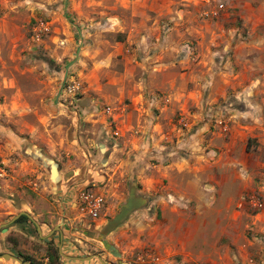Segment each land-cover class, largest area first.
Instances as JSON below:
<instances>
[{"label":"rangeland","instance_id":"obj_1","mask_svg":"<svg viewBox=\"0 0 264 264\" xmlns=\"http://www.w3.org/2000/svg\"><path fill=\"white\" fill-rule=\"evenodd\" d=\"M221 91L226 94L208 102L209 94ZM175 94L183 105L171 111ZM258 95L264 101V0H0V168L6 169L0 174V253H22L45 264H74L65 255L91 254L109 264H261L264 218L256 217L264 208L240 206L252 194L264 202V189L256 188L264 186V143L255 136L264 130L251 126L262 117L254 108ZM160 107H168L171 116L164 120L172 123H166L165 145L156 152L213 161L210 151H221L235 125L242 162L219 172L228 184L215 199L220 210L210 209L204 226L184 211L172 219L141 214L138 225L131 221L136 210L106 237L120 252L116 256L99 233L120 211L132 182L147 199L141 209L158 198L129 177L139 151L123 148L145 135L135 128L158 120ZM105 142L116 146L111 168L107 156L99 158ZM144 148L140 157L153 155ZM123 156L131 160L126 172L118 169ZM85 160L98 176L79 188L94 187L107 200L96 219L71 206L73 197L64 207L52 197L66 188L61 183L67 172ZM180 181L175 176L170 189L184 198L173 194L171 203H200L196 189L191 192L195 184L184 180L180 188ZM42 200L55 204L49 226L35 218L42 234L31 221L9 223L21 210L35 217L28 203ZM63 218H74L70 227L83 242H63L58 229L51 233L68 224ZM60 247L65 255L49 261ZM4 263L22 264L1 257Z\"/></svg>","mask_w":264,"mask_h":264},{"label":"crops","instance_id":"obj_2","mask_svg":"<svg viewBox=\"0 0 264 264\" xmlns=\"http://www.w3.org/2000/svg\"><path fill=\"white\" fill-rule=\"evenodd\" d=\"M221 78H224V77H221ZM225 94L226 92H223V91L219 92L218 96H215L213 93L209 94L208 102L211 101V98L215 99L217 97H222ZM260 99H261V95H258L256 96V99L253 100L255 103V107H254L255 110L259 111L262 114V117L260 118V121L258 124L256 125L251 124L254 131L260 130V129L264 130V116H263L264 106L262 105L264 101L261 102ZM172 103H173V108L171 109V111L172 110L176 111L179 108V104L183 105L182 95L175 94L174 99L172 100ZM160 108L161 109H160V114L158 115V120H155L153 118L151 120L149 119V122H147V124L145 125L140 124L138 128H135L138 131L145 132V135L140 134L138 136L133 137L134 139L133 138L130 139L129 144L126 143L125 148H123V149H126L127 147L130 146L131 147L130 152L139 151L136 161H134V163L130 165L129 177L131 179H135L136 181L142 183V186L140 187L142 192L144 193L154 192V194H157L156 197H158L156 200L153 201V203H151L149 207L145 209H140V211H137V213L135 212L133 215H131L132 216L131 221H134L136 224L139 225L141 216H143L144 218H149L150 220H155L157 215H160V214L164 215L166 219H169V218L172 219V217H177L178 214H182L181 212L184 211L185 212L183 214L184 216H186L188 213L189 218L191 217V219H193V221L191 222H193L196 225H200L202 223V225L204 226L206 224V220L209 215L208 211L214 208H215L214 210L216 209L220 210L218 208L219 207L218 204L215 202V199L220 193V191L222 190V188H224L225 185L228 184L227 183L228 180L226 179V177L224 178L223 174H219V172L223 173V171H225V169L228 166H231L233 164H239L240 162H242L240 159L236 158L237 157V147L240 145V143H238L235 138L236 132H233L236 129L235 125L230 127L229 139L226 142L224 141V147L221 149V151H219V149L216 150V151H219L218 155L215 150H211L210 151L211 153L209 152L210 154H213L212 155L213 161H210V162L206 161L208 160V158H206L204 155L202 156V161H200L199 160L200 156L195 155L193 153H192L193 155L191 154L192 156L189 155V158H183V157L180 158L179 156L168 157L166 156L167 154L165 152H161V150H159L158 152L155 151V150H158L161 147V145H165L163 144V142L168 133L165 132L164 128H165L166 123L168 122L172 123L171 118H169L168 122L164 120L165 118L171 116L170 115L171 111H168V107L167 108L160 107ZM180 108H184V107L181 106ZM252 111L253 110L250 109L249 113H251ZM241 127H244V125H241ZM127 128H130V127H127V126L123 127V129H127ZM255 136H259L260 141L264 143L263 133L261 132L256 133ZM101 145L102 144H100V148H99L100 149L99 152L101 156H99L98 153H95V155L96 156L98 155L99 158L107 156L108 160L107 159H104V160L105 161L107 160L106 162H108L107 167L111 168L110 162H111L112 156L115 155L116 153V152L112 153V151L115 150L116 146L114 147L111 144H108L106 142L102 145V147ZM143 146H145L143 150H148L149 153L152 152L154 156L149 154L151 155L150 157L148 156H146L147 158L144 156L140 157L141 155L140 148L142 149ZM163 147H168V146H162V148ZM159 152H161V154H159ZM244 152L247 153V150L244 149ZM127 156H129V154ZM127 156L122 157L119 167H118V169L124 168V172H126L125 169L128 168L129 164L131 163L130 158ZM190 156L192 158H190ZM148 158H149V161H148ZM154 159L155 160L157 159V162H154V163L151 162ZM105 161H103V163H106ZM93 167H94L93 164H91V162L89 163V160H85V162L81 166L76 168L74 171L67 172L68 176L64 178V180H62L63 182L61 183L62 185L61 188H65L64 186H66V188L62 189L61 190L62 192L60 191L61 192L60 196L55 195V193L54 195H52V197L55 200H57V202L61 201L60 203H58L60 206L64 205V200H66L68 195L69 197L75 196L77 190L79 189L80 183L86 180L95 179L96 178L95 176H98V175H94L93 173H90V171L94 169ZM118 169H116V171ZM109 172H107L108 173L107 175H110ZM175 176L177 180L179 178L181 179V181L179 182L180 188L184 187L183 186L184 180L188 182L190 181L189 184H192V185L195 184V187L192 188L191 192L193 193V190L196 189L195 196L197 195L198 197L197 200L201 201L200 203H198L195 206L187 205L186 203H181V202L171 203L172 201L168 197H174L173 196L174 193L171 192V189H173L172 180ZM100 177L105 178L106 176L100 175ZM105 179L107 180V177ZM64 181H66V183ZM189 184H186L187 188ZM256 188L264 189V186H258ZM184 193H186L185 194L186 197L193 196V194L191 193L188 194V192L185 190L183 191V194ZM174 195L178 199L184 198L183 196L182 197L178 196V195H182V192L180 191L178 192L177 196L176 194ZM43 202L44 203L42 204L36 203L35 205L28 203V206L31 207V210L35 216L34 218H37L43 225L49 226V224H51L55 218V214L51 210L52 207L53 209L55 208L54 206L55 204L54 203L49 204L48 202H45V201ZM239 211L238 209H235V211L233 212L234 213L233 215L235 218L237 216L236 214ZM219 214H220V211H219ZM258 214L256 218H259L260 216L261 218H264V212H261ZM62 221L64 222L69 221V222L68 224L63 223L62 229L67 232L65 233V235L63 231L59 232V235H58L59 238L63 242L64 241L73 242L72 241L73 239L83 242L82 237L81 236L76 237V234H75L76 231L72 230L70 227L75 222L74 218H69L68 221L65 218H63ZM254 223H257V221L254 220L250 224H254ZM125 224L126 223H124V225ZM68 238L69 240H67ZM77 257H84V256H77ZM96 258L97 257H94L92 259L74 258L72 262H74V264H101L100 262L95 261ZM261 259H262L261 264H264V254H262Z\"/></svg>","mask_w":264,"mask_h":264},{"label":"water","instance_id":"obj_3","mask_svg":"<svg viewBox=\"0 0 264 264\" xmlns=\"http://www.w3.org/2000/svg\"><path fill=\"white\" fill-rule=\"evenodd\" d=\"M68 71V69H67ZM55 174V173H54ZM147 199L143 196L138 195L137 193V186L135 182L133 181L129 188V195L126 199V201L120 206V211L111 219H108L107 223L104 225L102 230L99 233V239L103 243L104 247L108 249L111 253H113L116 256H121L120 252L116 249L112 243H110L106 237L114 231L120 224H122L134 211L139 210L146 206ZM21 215H27L29 218L33 220V222L36 224L38 231L40 234H42V229L39 223L36 221V219L27 211L21 210L19 213H17L15 216L12 217V219L9 221V223H14ZM9 223L5 224V227L2 228L1 232H6L8 230L7 225ZM56 229L59 230V232H62V228L57 225L54 230H52L51 233H53ZM61 254H64L62 252V249L60 247ZM65 255V254H64ZM67 257H72L76 259H92L94 257H97L102 264H109L107 263L102 255L100 254H91L85 257H77V256H69L65 255ZM3 257L5 259H15L19 261L22 264H33L32 262H24L19 256L11 254V253H2L0 254V258Z\"/></svg>","mask_w":264,"mask_h":264},{"label":"built area","instance_id":"obj_4","mask_svg":"<svg viewBox=\"0 0 264 264\" xmlns=\"http://www.w3.org/2000/svg\"><path fill=\"white\" fill-rule=\"evenodd\" d=\"M0 174L6 172L4 167L0 168ZM248 202L254 206L257 210L264 208V202L256 195L243 196L240 201V206ZM106 197L103 193L94 187L84 185L80 187L72 200V205L77 208V211L83 216H90L94 219L99 217L102 211L106 208Z\"/></svg>","mask_w":264,"mask_h":264},{"label":"trees","instance_id":"obj_5","mask_svg":"<svg viewBox=\"0 0 264 264\" xmlns=\"http://www.w3.org/2000/svg\"><path fill=\"white\" fill-rule=\"evenodd\" d=\"M28 220H29V217L27 215H21L14 223H21V222H25ZM54 250H55L54 253L50 254L51 255L50 259H53L54 257H56V262L58 263L59 258H60L59 251L56 248ZM19 255L21 256V258L24 262H32L33 264H45L43 261H38L31 256L24 255L22 253H20Z\"/></svg>","mask_w":264,"mask_h":264},{"label":"flooded vegetation","instance_id":"obj_6","mask_svg":"<svg viewBox=\"0 0 264 264\" xmlns=\"http://www.w3.org/2000/svg\"><path fill=\"white\" fill-rule=\"evenodd\" d=\"M71 206H74V205H72V201H70V203H69ZM74 208L77 210V208L74 206ZM70 212V211H69ZM67 216V215H66ZM68 217V216H67ZM66 220H68V219H66ZM28 221H31V222H33V220L32 219H30L29 218V220ZM26 222V221H25ZM34 223V222H33ZM35 224V223H34ZM36 225V224H35ZM37 227V226H36ZM37 231H38V228H37ZM39 232V231H38ZM59 253L61 254V252H60V249H59ZM1 254V253H0ZM12 254V253H11ZM25 255V254H24ZM18 256V255H17ZM29 256V255H28ZM70 256V255H69ZM19 257L21 258V256L19 255ZM70 259H74V258H72V257H69ZM22 259V258H21ZM51 259L49 258V261H50ZM44 262V261H43Z\"/></svg>","mask_w":264,"mask_h":264}]
</instances>
